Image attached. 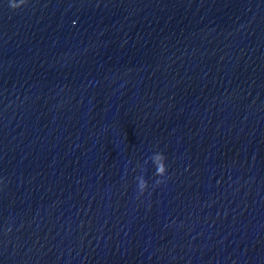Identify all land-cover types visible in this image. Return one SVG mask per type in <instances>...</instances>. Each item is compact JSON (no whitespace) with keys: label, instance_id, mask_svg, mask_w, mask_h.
<instances>
[{"label":"water","instance_id":"water-1","mask_svg":"<svg viewBox=\"0 0 264 264\" xmlns=\"http://www.w3.org/2000/svg\"><path fill=\"white\" fill-rule=\"evenodd\" d=\"M8 4L0 264H264V0Z\"/></svg>","mask_w":264,"mask_h":264},{"label":"clouds","instance_id":"clouds-1","mask_svg":"<svg viewBox=\"0 0 264 264\" xmlns=\"http://www.w3.org/2000/svg\"><path fill=\"white\" fill-rule=\"evenodd\" d=\"M25 3H26V0H19V3L15 2V0H9L8 6L11 10L15 11V10L19 9L20 7H22ZM157 157L163 161H165V159H166L165 156L160 152H157ZM166 173H167V168H166L165 164H160L156 168L155 173H154V175L156 177H160V179L155 180L154 186L158 187L159 185L164 183V178L166 177ZM138 187H139V191L137 192L136 199H139L140 196L144 195L145 191L148 188V184L146 181H142Z\"/></svg>","mask_w":264,"mask_h":264}]
</instances>
